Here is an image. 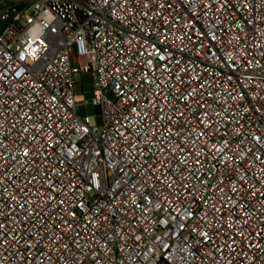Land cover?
<instances>
[{
  "label": "built area",
  "instance_id": "built-area-1",
  "mask_svg": "<svg viewBox=\"0 0 264 264\" xmlns=\"http://www.w3.org/2000/svg\"><path fill=\"white\" fill-rule=\"evenodd\" d=\"M3 4L0 264H264V0Z\"/></svg>",
  "mask_w": 264,
  "mask_h": 264
},
{
  "label": "rangeland",
  "instance_id": "rangeland-1",
  "mask_svg": "<svg viewBox=\"0 0 264 264\" xmlns=\"http://www.w3.org/2000/svg\"><path fill=\"white\" fill-rule=\"evenodd\" d=\"M7 4L0 7V12L6 8ZM76 95L82 97L81 104L77 107L80 118L85 116H95V109L90 103L93 97V76L91 74L78 75L76 77Z\"/></svg>",
  "mask_w": 264,
  "mask_h": 264
},
{
  "label": "water",
  "instance_id": "water-1",
  "mask_svg": "<svg viewBox=\"0 0 264 264\" xmlns=\"http://www.w3.org/2000/svg\"><path fill=\"white\" fill-rule=\"evenodd\" d=\"M96 112V111H95Z\"/></svg>",
  "mask_w": 264,
  "mask_h": 264
}]
</instances>
